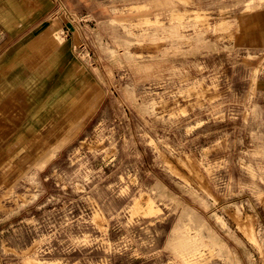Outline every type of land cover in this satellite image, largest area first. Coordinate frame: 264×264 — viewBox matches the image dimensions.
<instances>
[{
    "label": "rangeland",
    "instance_id": "rangeland-1",
    "mask_svg": "<svg viewBox=\"0 0 264 264\" xmlns=\"http://www.w3.org/2000/svg\"><path fill=\"white\" fill-rule=\"evenodd\" d=\"M25 34L55 57L0 56V264H264V0H0Z\"/></svg>",
    "mask_w": 264,
    "mask_h": 264
},
{
    "label": "crops",
    "instance_id": "crops-1",
    "mask_svg": "<svg viewBox=\"0 0 264 264\" xmlns=\"http://www.w3.org/2000/svg\"><path fill=\"white\" fill-rule=\"evenodd\" d=\"M27 34L24 35L19 41L16 43L14 42V48L12 47L11 49H8L7 52L4 53V51H0V56H15L12 58L7 57L8 59V68L5 67V69L1 72V75L4 74L5 71L8 72V69L11 65H16V62L19 64H22V72L24 76H31V75H42V74H37L36 72H41L43 70V66H45V61H53V58L55 56H49L44 54L43 51L46 49L49 51L50 47L53 45L52 42L48 39V37L41 38L40 42L38 44H35L33 46L32 42H30L26 36ZM43 50V51H42ZM5 57V59H6ZM21 70V69H20ZM7 75V74H6ZM9 75V74H8ZM20 85H18V88L16 92H14V96L12 97L13 100L16 102L19 101V97L17 94L20 91ZM11 98V99H12ZM5 108V104H3ZM16 108V105H14ZM19 109V105L17 106ZM15 117H21V110H17L16 114L14 115Z\"/></svg>",
    "mask_w": 264,
    "mask_h": 264
},
{
    "label": "bare ground",
    "instance_id": "bare-ground-1",
    "mask_svg": "<svg viewBox=\"0 0 264 264\" xmlns=\"http://www.w3.org/2000/svg\"><path fill=\"white\" fill-rule=\"evenodd\" d=\"M263 37H264V35H263ZM253 239V238H252ZM184 246H185V244H184ZM37 264H39V263H37Z\"/></svg>",
    "mask_w": 264,
    "mask_h": 264
}]
</instances>
